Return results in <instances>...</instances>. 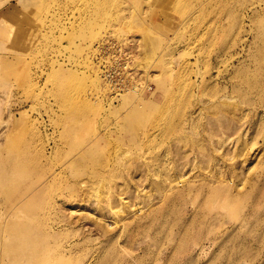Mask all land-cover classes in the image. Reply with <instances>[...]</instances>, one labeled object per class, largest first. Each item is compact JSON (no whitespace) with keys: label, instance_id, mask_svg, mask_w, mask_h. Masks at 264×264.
I'll list each match as a JSON object with an SVG mask.
<instances>
[{"label":"rangeland","instance_id":"1","mask_svg":"<svg viewBox=\"0 0 264 264\" xmlns=\"http://www.w3.org/2000/svg\"><path fill=\"white\" fill-rule=\"evenodd\" d=\"M187 183L214 224L99 236L109 185L131 220ZM26 228L17 264H264V0H0V264Z\"/></svg>","mask_w":264,"mask_h":264},{"label":"bare ground","instance_id":"2","mask_svg":"<svg viewBox=\"0 0 264 264\" xmlns=\"http://www.w3.org/2000/svg\"><path fill=\"white\" fill-rule=\"evenodd\" d=\"M100 58L102 59L103 57L100 56ZM100 60H99V63H101ZM99 71H100V75L105 77L104 70L99 69ZM107 75H109V73ZM107 80L111 81V79H108V78ZM153 108L154 106H152V104L147 105V110L152 111ZM156 108L158 109L160 108V106ZM138 113H141V112H138ZM151 135L148 134V132H146L142 135V138L143 140L144 139L148 140V138ZM183 158L184 157H182V159ZM80 159L81 157L79 158V160ZM120 167H121V164H119L116 169L120 171ZM119 173H117V175L113 174V176L118 177L120 176ZM111 188L112 186L109 185L108 186V197H107L108 200L106 201L105 206H103V208L105 209L106 212L111 213L113 218L116 219V217H119L118 219L114 221L115 224L118 223L117 225L118 229L115 233H112L115 227L108 228L110 224H109V221L105 219V217L101 216L99 220L95 221L97 225V231L99 232V236L103 237L105 239V242H110L114 239H120V238H123L125 241L128 240L129 243H132L135 239H139V238L155 239L156 233H159V234L166 233L168 235V241H171V235H172L171 231L173 230V228L175 229V231L180 230L181 224L195 225L197 226V230H198L201 228L203 224H207L205 222L207 215L212 214L210 218L208 219V221H211L212 224H214V222L217 220L216 212H213L210 214L209 212L211 210H209L207 212L208 214L205 216L199 215V213H201L200 208L203 204L201 202V200L203 199V196L206 199H208L211 195L216 193L213 187L208 183H201L200 185H197V186L194 185V183H187L182 187H175L174 185H170V184H164V185L162 184L158 188L161 190L159 193L160 203L156 207L151 208L148 211L140 212L138 215H136L135 219H131V220H126L124 217L120 215L122 209L125 207L128 208L129 205H127V203H124L123 205V203L120 202L121 199H119V202L117 203L116 200L113 199V194H114L113 191H109V189ZM217 188L219 189L217 190L219 191V193L222 190H225V193H228L229 191L228 187L225 185L223 186L219 184ZM191 192L194 193L192 197L190 196ZM187 206H190L191 208H193L195 212L193 213V215H190L189 218L184 220L182 219L181 214L185 216L184 209H186ZM114 207H116L117 210H113ZM177 214H178V220L176 219L171 220V217H173V215L177 216ZM242 221H245V218H242ZM192 225H188V227ZM209 225L210 224H208L207 226ZM49 228L51 229V231H55V227H53L52 225L49 226ZM15 231H19V229L14 230L10 233L15 234L14 233ZM29 231H30V228H26L24 229L25 235L21 236L20 238L19 237L17 239L8 238L5 248H7L8 246V250L6 251V256L8 258L9 264H17L18 259L22 257L23 255V249L18 250L20 246V241L23 242L27 240V242L29 243L32 240L34 243H36V241L38 240L37 235L32 234L31 235L32 238H31ZM24 236L26 237V239H24ZM217 238L218 237H215L212 239L216 240ZM79 243H80L79 240L78 241L77 240H74V241L67 240L64 244L61 245V249L58 254L60 255V257H64L65 255L70 254V252H72L73 249L77 247ZM87 250H88L87 254L89 255V258L87 259L85 264H96L95 250H92V251H90L89 249Z\"/></svg>","mask_w":264,"mask_h":264}]
</instances>
